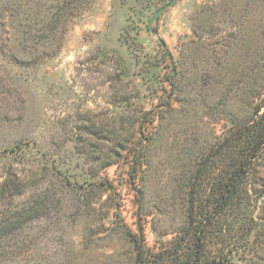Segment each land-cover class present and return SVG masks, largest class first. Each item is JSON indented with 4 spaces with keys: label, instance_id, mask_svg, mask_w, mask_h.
<instances>
[{
    "label": "rangeland",
    "instance_id": "obj_1",
    "mask_svg": "<svg viewBox=\"0 0 264 264\" xmlns=\"http://www.w3.org/2000/svg\"><path fill=\"white\" fill-rule=\"evenodd\" d=\"M171 1L0 0V264H264V0Z\"/></svg>",
    "mask_w": 264,
    "mask_h": 264
},
{
    "label": "trees",
    "instance_id": "obj_2",
    "mask_svg": "<svg viewBox=\"0 0 264 264\" xmlns=\"http://www.w3.org/2000/svg\"><path fill=\"white\" fill-rule=\"evenodd\" d=\"M262 122H264V116L259 117ZM257 122V121H256ZM261 122V124L256 126L255 121H253L249 126L254 127L253 130L250 129V127L247 126L246 130L241 134L237 135V139H243L245 142L243 146H240L241 153H239L237 159H234L229 163V166L226 165V169L223 170V173H225V176L221 178L218 184V189H215L211 191L210 194V217L211 215L218 216L223 213V211L230 207V208H237L238 202L237 199L241 197V190H239V182L240 179L243 177L244 173V167L246 166L247 159L249 157V152H255L260 150L262 143L264 142V124ZM250 129V131H249ZM14 183L13 181H6L4 183V186L7 187L10 184ZM18 186H15L17 188ZM13 190H19V189H13ZM215 202L216 204L212 206V202ZM25 212V211H24ZM19 219L18 224L21 223V225L26 224V220L28 217L24 215V213L19 212L16 216ZM13 219L8 220L6 225H9L12 223ZM5 221V220H4ZM214 222L210 219V225H213ZM16 227H8V233L13 232ZM1 240V238H0Z\"/></svg>",
    "mask_w": 264,
    "mask_h": 264
},
{
    "label": "water",
    "instance_id": "obj_3",
    "mask_svg": "<svg viewBox=\"0 0 264 264\" xmlns=\"http://www.w3.org/2000/svg\"><path fill=\"white\" fill-rule=\"evenodd\" d=\"M177 0H172L169 4L163 6L160 10H158L154 16L151 18L149 24H148V29L153 33L156 34V32L152 29L151 25L152 23L160 16L168 7L172 6ZM209 264H230V263H224L221 261H213L210 262Z\"/></svg>",
    "mask_w": 264,
    "mask_h": 264
}]
</instances>
